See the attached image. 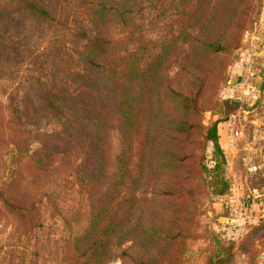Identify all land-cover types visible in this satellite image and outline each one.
Masks as SVG:
<instances>
[{
  "label": "rangeland",
  "instance_id": "obj_1",
  "mask_svg": "<svg viewBox=\"0 0 264 264\" xmlns=\"http://www.w3.org/2000/svg\"><path fill=\"white\" fill-rule=\"evenodd\" d=\"M101 1L0 0V264H63L66 239L89 224L86 198L103 192L104 181L107 188L123 167L122 153L143 138L160 159L181 162L164 171L156 163L149 175L188 177L196 202L190 221L162 224L182 230L164 242L165 263L215 264V255L228 254L224 264H264V195L252 190L257 171L245 170L260 157L261 137L241 124L231 130L241 132L234 137L244 145L247 164L239 168L247 176L244 187L237 185L226 158L227 194L209 173L217 155L206 138L208 128L216 123L222 131L234 113L226 114L225 103L232 68L261 26L264 0ZM31 2L50 17L33 12ZM220 35L227 49L211 54L204 42ZM195 56L207 69L200 81ZM136 158L127 164L140 188L145 162L135 166ZM149 190L157 209L169 190L152 183ZM4 195L23 203L4 204ZM24 208L40 215L29 232ZM176 245L177 261L168 255Z\"/></svg>",
  "mask_w": 264,
  "mask_h": 264
},
{
  "label": "trees",
  "instance_id": "obj_2",
  "mask_svg": "<svg viewBox=\"0 0 264 264\" xmlns=\"http://www.w3.org/2000/svg\"><path fill=\"white\" fill-rule=\"evenodd\" d=\"M102 3L103 0L99 4ZM28 8L41 17H50L48 10L37 3H29ZM204 45L211 54L227 49L221 35L215 40H206ZM186 46L190 47L191 52H195L196 44L194 42H186ZM90 52L93 53L94 48H91ZM205 62L208 65L211 60H205ZM201 64L202 59L195 56V68L199 70V74L195 72V81L202 80L207 72V69L203 68ZM225 103H229L227 115L242 106V102L237 98L227 99ZM52 109L56 110L59 107L56 106V108L53 107ZM206 138L213 142L217 155L216 160H214L215 164L210 168L209 173L211 178H219L218 183L221 184L219 193L227 194L229 182L223 177L227 157L219 142L220 136L216 123L208 128ZM137 142L138 144L135 148L128 147L122 153L119 161L120 166L123 167L118 174H113L107 188H105L104 181L103 192H101V187L98 193L89 195L86 198L90 201L91 208L89 224L81 235L66 239V257L63 260V264H110L117 258H123L124 256H134L133 264H166L167 258L163 254V244L169 237L181 235L182 230L179 227H166L162 224L168 221L181 224L186 221L185 217H188L187 220L190 221L194 216V210H196V202L192 198L189 188L187 189L185 179H189L188 177L184 178L177 172L163 173L155 178L154 175H149L156 163L158 169L164 171L172 164L180 167V160L174 161L172 157L167 160L160 159L155 147L149 144L147 138ZM135 157H137L134 160L135 166L137 163L145 162L142 171L143 184H141L140 188L134 186L133 172L129 164H127L128 160H132ZM121 162L124 163L121 164ZM145 175L147 176L145 177ZM92 182L93 180H90L88 186L94 187L96 185V183ZM151 183L156 189L163 186L169 190V192H164L160 195V205L157 209L151 204L155 195L152 194L151 198L148 197ZM20 199V196L16 195H8L6 197L4 195L2 198L4 204L8 201L17 206L23 203L22 199ZM22 210L24 217L22 223L27 232L38 224L40 225V215L36 210L25 208ZM64 220L67 225H71L74 218L71 214H66ZM186 231L190 234L191 230L187 229ZM129 242H131V246L127 248L131 251L126 253L128 249H123V247ZM230 244L232 245L233 242H230ZM226 248L228 253L232 252L230 246ZM181 253L182 251L176 245L168 255L177 261L182 256ZM226 255H215L220 256L215 264H224V261H226L224 256Z\"/></svg>",
  "mask_w": 264,
  "mask_h": 264
},
{
  "label": "crops",
  "instance_id": "obj_3",
  "mask_svg": "<svg viewBox=\"0 0 264 264\" xmlns=\"http://www.w3.org/2000/svg\"><path fill=\"white\" fill-rule=\"evenodd\" d=\"M260 22L261 26L252 30L249 40L244 41L239 59L232 68L227 88L228 97L239 99L242 106L224 122L223 133L219 131V142L228 158V169L234 171L236 184L243 185L242 181H245L247 175L244 176V171L242 175L240 168L246 167V152L243 150L244 145L239 143L238 137L231 134V130L241 124L261 137L258 147L261 151L260 157L257 163H253L257 166V180L260 181L252 190L254 193L260 191L264 195V11Z\"/></svg>",
  "mask_w": 264,
  "mask_h": 264
},
{
  "label": "built area",
  "instance_id": "obj_4",
  "mask_svg": "<svg viewBox=\"0 0 264 264\" xmlns=\"http://www.w3.org/2000/svg\"><path fill=\"white\" fill-rule=\"evenodd\" d=\"M240 133H241L240 131H235L236 136L239 135ZM248 170L252 174L257 171V166L255 164L250 163L248 164Z\"/></svg>",
  "mask_w": 264,
  "mask_h": 264
}]
</instances>
